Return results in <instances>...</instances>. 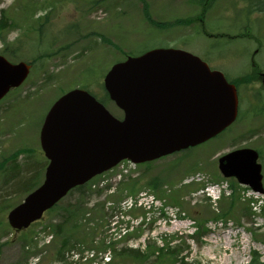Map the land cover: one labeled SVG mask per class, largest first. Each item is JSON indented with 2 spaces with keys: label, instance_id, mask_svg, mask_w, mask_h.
Returning <instances> with one entry per match:
<instances>
[{
  "label": "rangeland",
  "instance_id": "obj_1",
  "mask_svg": "<svg viewBox=\"0 0 264 264\" xmlns=\"http://www.w3.org/2000/svg\"><path fill=\"white\" fill-rule=\"evenodd\" d=\"M140 1L0 0V9L20 24L2 31L0 55L13 62L34 63L26 80L0 100V264H24L26 260L27 264H106L112 252L100 248V241L117 240L118 229L131 224L129 231L137 230L136 234L116 242V252L121 247L144 249L148 243L159 247L166 241L188 264H248L254 251L264 262V237L260 236L264 234V194L223 177L217 169L218 157L230 150H260L264 188V109L256 111L261 115L250 112L253 105L264 107V81L256 75L240 87L241 118L217 138L147 165L124 162L122 167L98 175L85 187L69 191L25 236L7 223L8 211L25 196L23 184L28 182L29 191L38 182L36 174L40 182L43 179L47 161L39 147V130L50 105L61 94L82 88L102 100V79L113 64L155 48L190 52L221 71L227 80H234L250 72V55L257 47L256 61L264 73V0H192L195 5L189 6L196 9L189 15L202 21L195 19L185 30L178 26L183 25L179 16L189 15L180 0H165L169 7L162 14L151 13L152 20L139 11L140 25L115 24L122 20L121 11H134L131 4ZM174 2L181 12L172 8ZM250 6L255 10H249ZM38 55L43 56L34 60ZM106 106L115 116L121 115L112 104ZM155 177L161 183L153 192L146 182ZM134 181L138 191L133 197L126 186ZM202 185L210 190L192 192ZM209 194L210 200H206ZM231 194L237 204L246 206L244 203L253 201L256 208L250 204L249 211L209 220L195 233L192 219L197 218L201 226L203 219L228 207ZM130 197L143 206L137 203L130 210L122 208ZM151 198L154 203L148 209ZM134 208L140 213L137 216L130 212ZM67 210L73 212L69 224L63 221ZM62 221L65 226L60 229ZM77 225L93 233L92 244L75 243L80 238L74 228ZM63 236H68V248L58 256L56 249ZM135 256L129 254L120 264L150 263ZM179 263L177 259L172 264Z\"/></svg>",
  "mask_w": 264,
  "mask_h": 264
},
{
  "label": "water",
  "instance_id": "obj_2",
  "mask_svg": "<svg viewBox=\"0 0 264 264\" xmlns=\"http://www.w3.org/2000/svg\"><path fill=\"white\" fill-rule=\"evenodd\" d=\"M28 73L0 55V98ZM111 100L124 111L113 117L89 93L73 89L51 106L40 130L49 159L43 183L8 214L15 229L27 227L71 187L116 165L138 163L200 144L223 131L237 115L235 87L199 57L155 49L112 66L104 78ZM258 153L230 151L218 159L225 177L235 176L263 192Z\"/></svg>",
  "mask_w": 264,
  "mask_h": 264
},
{
  "label": "trees",
  "instance_id": "obj_3",
  "mask_svg": "<svg viewBox=\"0 0 264 264\" xmlns=\"http://www.w3.org/2000/svg\"><path fill=\"white\" fill-rule=\"evenodd\" d=\"M7 25H8L7 19L4 16H2V18L0 19V31L4 27H6ZM36 59H38V57L34 58V60H36ZM245 77L238 78L237 81L235 80V82L237 84L242 83V81H245V79H244ZM107 100H108V98H107ZM135 183L136 182H131L128 184L129 185L128 186L129 192L131 194H134L137 191ZM146 185L149 186L153 190H156L159 186L158 180L156 178L150 179L146 183ZM233 204L234 203L231 200L228 203V207L220 213V216H226L228 213H231ZM245 205H246V207H244L243 210H246V211L250 210V207H248L247 204H245ZM195 221H197V219ZM204 222H205V220H203L201 222V227H203ZM198 223L199 222H197V226L199 227ZM129 236H130V233L126 234L123 238L126 239ZM260 236L264 237V234L260 235ZM92 238H91V240H92ZM80 241L83 243L87 242V234H83V236L80 238ZM88 242L91 243L90 241H88ZM99 245H100V248H102L104 250L106 249L105 248V245H106L105 241H101ZM115 246H116L115 242L109 243V248L112 250V257H111V261L108 262V264H118V263L122 262V260L125 259L129 254H132L133 256L136 255L137 259L142 261V262L150 261L149 264H162L164 262L165 263L167 262V264H171V263L175 262L177 259H179V261H180L179 264H188L183 258L180 259L177 257V252H175L172 247H169L168 243H165L164 246H160V247H156L155 245L148 244L146 247V250L143 252L139 249H127L126 247H122L121 249L118 250V252H116ZM151 258H152V260H149ZM248 264H264V262H262L260 260V256L254 251Z\"/></svg>",
  "mask_w": 264,
  "mask_h": 264
}]
</instances>
